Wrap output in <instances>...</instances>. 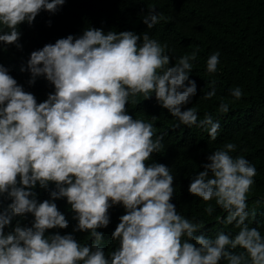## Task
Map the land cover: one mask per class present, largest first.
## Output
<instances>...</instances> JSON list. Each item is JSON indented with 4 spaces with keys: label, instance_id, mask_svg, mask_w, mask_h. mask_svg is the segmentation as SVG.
I'll return each instance as SVG.
<instances>
[{
    "label": "trees",
    "instance_id": "trees-1",
    "mask_svg": "<svg viewBox=\"0 0 264 264\" xmlns=\"http://www.w3.org/2000/svg\"><path fill=\"white\" fill-rule=\"evenodd\" d=\"M19 4L0 60L38 66L26 101L0 79V264H264V0Z\"/></svg>",
    "mask_w": 264,
    "mask_h": 264
},
{
    "label": "clouds",
    "instance_id": "clouds-1",
    "mask_svg": "<svg viewBox=\"0 0 264 264\" xmlns=\"http://www.w3.org/2000/svg\"><path fill=\"white\" fill-rule=\"evenodd\" d=\"M49 1L50 0H19L20 4L17 16L22 18L28 17L26 19L28 20L31 17L44 12ZM135 33L136 31L128 26L124 29H111L109 33H104V36H123L122 38H131ZM37 63L38 61L34 58V55L27 56L19 62H4L3 60H0V79L3 80L2 84H5L6 82L10 85L13 77H15L17 97L20 100L26 101L31 96L29 94L31 90H27L26 84L32 80L34 71L38 66ZM14 64L19 68V75Z\"/></svg>",
    "mask_w": 264,
    "mask_h": 264
}]
</instances>
